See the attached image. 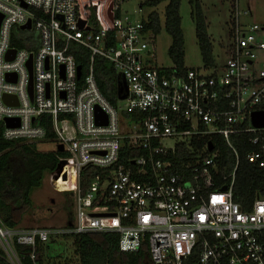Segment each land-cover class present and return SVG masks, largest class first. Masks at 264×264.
I'll use <instances>...</instances> for the list:
<instances>
[{
    "label": "built area",
    "instance_id": "obj_1",
    "mask_svg": "<svg viewBox=\"0 0 264 264\" xmlns=\"http://www.w3.org/2000/svg\"><path fill=\"white\" fill-rule=\"evenodd\" d=\"M123 1L0 0L3 138L52 143L57 152L62 145L59 177L74 209L62 227L11 228L0 219V249L20 264L16 244L31 247L36 260L37 242L115 232L121 252L144 251L148 264H264V198L257 196L250 209L235 202L239 154L231 141L232 134H251L258 149L246 159L264 169V128L251 122L264 111V24L244 25L250 7L240 10L233 0L225 64L180 70L158 65V35L123 13ZM73 46L90 53L83 79ZM96 56L127 81L125 108L118 92L116 105L102 94ZM98 110L106 124L98 122ZM6 120L19 126L7 127ZM216 135L236 160L228 175ZM208 137L202 148L193 146ZM88 167L98 171L83 188ZM221 175L226 182L219 185Z\"/></svg>",
    "mask_w": 264,
    "mask_h": 264
},
{
    "label": "trees",
    "instance_id": "obj_2",
    "mask_svg": "<svg viewBox=\"0 0 264 264\" xmlns=\"http://www.w3.org/2000/svg\"><path fill=\"white\" fill-rule=\"evenodd\" d=\"M167 1L164 11V29L171 37L168 54L174 66L180 70L185 66V38L180 13L182 0H147L141 7L156 8ZM191 6V17L195 24L197 44L205 66H216L213 58V46L207 34L206 19L202 11L200 0H188ZM145 25L159 35L162 30V18L157 11L149 14ZM70 52L74 54L83 76L90 63V53L83 47L73 46ZM95 75L102 94L112 103L118 101V75L112 65L103 57H95ZM81 79V81H82ZM80 81V82H81ZM124 116L134 119L135 116L125 113ZM48 137H54L52 128L47 125ZM4 125L0 123V219L11 228L17 227L20 219L18 215L33 206L32 193L40 188L46 174H53L59 169L60 158L64 153L57 151H40L37 143L26 144L21 141H8L3 138ZM251 134L235 133L231 141L239 154V166L236 171L233 188L234 200L245 209L252 207L257 196L264 198V169L252 165L247 161V154L257 150V146L250 142ZM211 138L195 141L193 146L202 148ZM215 149L221 151L220 167L232 172L236 160L222 135L213 136ZM185 156V154H184ZM178 163L180 156H170ZM96 167H88L81 175V186L86 188L94 174ZM58 179L61 178L57 177ZM218 184L226 181L223 175L217 177ZM59 181L58 187L61 185ZM223 186V185H222ZM71 196V193H65ZM71 201V202H70ZM72 208V196L67 207ZM72 215V211L69 212ZM72 240L76 264H148V255L144 251L138 253H124L119 249L120 236L115 232H86L78 234H65L50 241L37 242L35 248L36 260L31 258L32 249L24 245H15L16 254L20 264H68L65 240ZM0 264H11L5 253L0 249Z\"/></svg>",
    "mask_w": 264,
    "mask_h": 264
},
{
    "label": "rangeland",
    "instance_id": "obj_3",
    "mask_svg": "<svg viewBox=\"0 0 264 264\" xmlns=\"http://www.w3.org/2000/svg\"><path fill=\"white\" fill-rule=\"evenodd\" d=\"M147 0H124L122 3L123 13L129 15L134 22L146 20L149 14L157 11L162 18V30L157 36V61L163 67H174L168 54L171 45V37L164 29V11L167 1L161 3L156 8L141 7ZM202 11L206 19L207 34L213 46V58L217 67H222L227 61L228 47L231 42V20L234 10L233 0H200ZM240 10L250 7L251 13L242 16L241 21L245 24H264V0H239ZM180 13L182 16V28L185 38V66L188 68L204 69L203 62L195 33V24L191 17V6L188 0H182ZM126 101L120 100L119 106L125 108ZM71 124V123H70ZM72 125V124H71ZM40 151H53L54 144L42 142L37 144ZM70 166V163L67 164ZM67 171V169H65ZM54 174V173H53ZM55 176L46 174L43 184L32 193L33 206L29 210L22 211L17 219H20L19 227L22 228H48L65 226L71 219L72 208L67 207L70 195L65 194L68 188L65 180L59 187L55 188ZM70 182V180H69ZM68 193V192H67ZM71 202V201H70ZM66 255L68 264H76L77 257L74 254L72 240L67 239Z\"/></svg>",
    "mask_w": 264,
    "mask_h": 264
},
{
    "label": "water",
    "instance_id": "obj_4",
    "mask_svg": "<svg viewBox=\"0 0 264 264\" xmlns=\"http://www.w3.org/2000/svg\"><path fill=\"white\" fill-rule=\"evenodd\" d=\"M28 27H29V25H28ZM13 56H14V51H11L9 58L11 59V58H13ZM81 72H82L81 67L79 66L78 67V78L81 77ZM117 80H118V82H117L118 83V98L121 100H124L128 97L127 81L125 80V78L121 74H118ZM5 101H6V103H9V100L7 98L5 99ZM102 117H103V113L101 112V110H98V112H97L98 122L106 124V121L103 122V120L101 119ZM251 122L255 128H264V111H258V112L253 113L251 116ZM6 125H7V127H17V126H19V121L18 120L17 121L6 120ZM210 149H212V146H210ZM58 151L61 153L64 151L62 145H60L58 147ZM63 166H64V164L59 166V171H58V175L56 176V178L60 176V174L63 170ZM64 178H66V176H64ZM224 190H226V188H224Z\"/></svg>",
    "mask_w": 264,
    "mask_h": 264
},
{
    "label": "bare ground",
    "instance_id": "obj_5",
    "mask_svg": "<svg viewBox=\"0 0 264 264\" xmlns=\"http://www.w3.org/2000/svg\"><path fill=\"white\" fill-rule=\"evenodd\" d=\"M60 178H61V177H60ZM59 181H60V179H58V178L55 177V179H54V184H55L56 187H58V183H59ZM62 181H63V179L61 178V181H60L61 184H62Z\"/></svg>",
    "mask_w": 264,
    "mask_h": 264
}]
</instances>
